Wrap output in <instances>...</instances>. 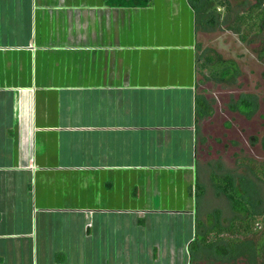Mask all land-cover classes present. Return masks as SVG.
Listing matches in <instances>:
<instances>
[{
    "label": "crops",
    "instance_id": "obj_1",
    "mask_svg": "<svg viewBox=\"0 0 264 264\" xmlns=\"http://www.w3.org/2000/svg\"><path fill=\"white\" fill-rule=\"evenodd\" d=\"M0 22V264L69 253L67 215L87 235L96 216L122 217L106 238L119 247L136 239L127 216L170 222L187 251L179 264H226L228 235L214 228L225 212L203 206L228 198L202 182L191 0H0ZM166 232L139 238L154 258L172 245Z\"/></svg>",
    "mask_w": 264,
    "mask_h": 264
},
{
    "label": "rangeland",
    "instance_id": "obj_2",
    "mask_svg": "<svg viewBox=\"0 0 264 264\" xmlns=\"http://www.w3.org/2000/svg\"><path fill=\"white\" fill-rule=\"evenodd\" d=\"M224 1L227 5L220 9L221 17L218 26L207 25L199 28L196 42L201 48L196 47V54L202 57L209 55L207 50L212 55L217 53L225 60L235 62L240 73L235 82L232 80L219 81L218 79H210L211 75L208 69L197 67V77L200 82L197 92L209 103L212 109V114L201 123L202 135L206 140L205 145L203 144L206 148V154L204 156L200 153L199 159L207 168L206 177L202 182L209 186L213 173L231 174L236 180V186L240 193L245 198L257 207L261 202L264 206V173H262L264 151L260 143L264 138V26L260 35L256 31H246L248 41L243 42L238 34L227 30L226 24L228 22L223 23L229 12H231L230 17L227 20H231L235 14L237 15L242 10L246 11L252 6L264 8V0ZM227 7L232 10L228 11ZM1 18L5 22V17ZM3 22H0V43L8 40L7 30ZM242 94L253 95L257 102L256 105H258V110L250 120H247L244 114L232 111L230 108ZM83 95H71L72 100L63 99L64 113H70L73 100L84 98L85 95ZM243 109V111L246 110V108ZM188 110L189 108L185 105L184 112H188ZM74 112L78 113L76 110ZM81 114L83 112L79 113V115ZM254 137L258 139L255 144L252 140ZM201 169L204 171L202 167ZM250 169H254L256 173H251ZM208 193L215 194V191ZM209 198L210 201L203 203V206L212 209V211L216 210L222 213L224 211L225 214L221 216V223L227 225L228 219L232 215L229 201L220 195ZM71 218L73 215L65 217L63 232L73 231L76 235L71 238H64L66 243L64 247L66 249L72 247L79 251L72 253V248H70L67 249L69 250L67 254L47 256L48 264H179V262L183 263L187 257V251L179 242L182 240L177 234L179 230L177 231V228H174L177 226L170 222L150 220L146 215L142 217L138 215L127 216L122 231H136V239L126 238L125 245L121 244V248L109 244V240H106L107 234L111 237L114 236V224L111 222L117 221L114 219H119V216L105 215L103 224L99 216H96L94 232L92 230L89 235L83 233L84 226H77L71 221ZM213 218H215L214 215L210 219L213 220ZM168 219L165 218L163 221ZM210 219L208 218V220ZM261 219L262 217L257 218L259 227L264 225L260 223ZM120 221H123L122 217ZM135 222L139 226L138 228L135 227ZM160 230L173 232L172 245L168 251H162L160 255L155 254L157 258H154L155 251L149 249L146 243L139 238L151 233L155 234ZM102 232H104V237H102ZM127 237L133 238L132 236Z\"/></svg>",
    "mask_w": 264,
    "mask_h": 264
},
{
    "label": "trees",
    "instance_id": "obj_3",
    "mask_svg": "<svg viewBox=\"0 0 264 264\" xmlns=\"http://www.w3.org/2000/svg\"><path fill=\"white\" fill-rule=\"evenodd\" d=\"M150 0H108V3L117 7H147ZM193 8L196 12V28L199 31L201 26L210 25L212 27L218 26L221 17L220 9L226 6L224 0H191ZM231 11L230 7H227ZM235 11V10H234ZM236 12V11H235ZM230 13L224 18L223 23H227V30H231L238 34L243 42L248 41V34L245 33L256 31L262 32L264 26V8L259 6H252L248 10L238 12L231 20ZM258 35V36H259ZM200 49V45H197ZM209 55H198L196 60V67L208 69L210 79H218L219 81H236L240 71L235 62L225 60L217 53H210ZM264 53V51H263ZM203 59V60H202ZM202 60V62H201ZM209 79V77H208ZM253 95L242 94L239 99L231 105L232 111L240 112L250 120L253 114L258 110L256 100ZM246 108L245 111H243ZM197 112L200 118L212 114V109L209 103L201 96L197 99ZM253 143L258 142L257 138H253ZM261 147L264 151V138L260 141ZM264 170V169H263ZM262 170V173L264 171ZM250 172L255 174L254 169ZM217 175V176H216ZM211 180L220 191L230 201V208L232 210V217L230 218L227 227L216 223L215 230L227 234L229 241L228 251H223L221 256L228 255L226 264H264V225L258 226L257 218L262 217L260 223L264 224V206L259 203V206L253 205L249 199L245 198L236 186V180L231 174H217L211 175Z\"/></svg>",
    "mask_w": 264,
    "mask_h": 264
}]
</instances>
